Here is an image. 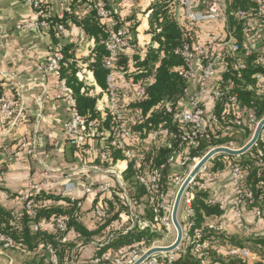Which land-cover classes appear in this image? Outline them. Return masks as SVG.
Returning <instances> with one entry per match:
<instances>
[{
  "label": "built area",
  "instance_id": "2783aa9c",
  "mask_svg": "<svg viewBox=\"0 0 264 264\" xmlns=\"http://www.w3.org/2000/svg\"><path fill=\"white\" fill-rule=\"evenodd\" d=\"M25 1L32 7L36 18L26 27L34 30L39 27L48 28V15L46 20H39L41 1ZM55 1L57 0H48L49 3ZM87 1L93 4L95 15L107 36L104 41L106 57L101 63L106 71L104 87L96 83L90 62L78 63L75 72L76 79L82 84L80 93L88 91L94 98V117L81 115L77 111L72 90L67 86L65 79L58 78V88L65 100L67 114V120L61 126L64 143L80 153L92 149L95 158L104 166L102 172L107 176V180L103 182L88 183L84 187V197L90 201V220L94 230H98L97 235L93 236L87 245L92 247L94 252L106 248L131 232L148 231L154 236L150 242L142 239L115 248L108 247L100 255L93 254L89 264H172L180 253L187 251L201 264H210L212 248L230 258L255 262L257 256L246 248L232 244L212 247L208 240L201 239L203 230L194 228V194L196 190H207V186L215 182L208 162L199 169L182 193V217L180 221L178 219L182 229L180 245L169 252L146 254L156 248L173 244L174 240H168L165 244L162 242L167 239L171 230L175 231L171 222L174 198L200 159L216 148L241 149L251 139L258 123L264 118H258L251 108L247 112L240 99V91H253L258 97L264 96V0H249L255 5L254 11H238L237 15L241 20H236V23L227 19L226 0H176L175 4L182 12L181 21L199 26L200 39L192 44L185 42L175 51L182 60V65L177 69V76L184 83L183 96L176 102L163 103L161 110H158L159 107H153L149 112H144L136 105L146 98L154 78L148 77L142 82L132 84V75L138 62L136 57L143 59L150 45L149 42L140 45L137 39L134 40L133 32L146 35L150 41L152 32L149 20H131L130 23H125L117 19V11L109 6L106 0ZM156 1L144 0L148 13ZM60 18L62 16L58 17ZM57 31L63 32V26L58 25ZM62 49V45L51 48L43 68L45 72L59 76L61 68L66 66ZM124 58H127L125 66L122 64ZM252 58L250 66L259 69L251 76L253 82L247 84L242 79L240 83L235 84L233 77L245 71V61ZM250 104L252 106L253 102ZM158 112H162L163 117L168 116L176 130L160 121H149L150 114ZM220 115L222 118L226 115L224 122L221 121ZM20 118L17 100L11 96L0 95L2 126L12 128ZM238 130L250 131L249 138L242 144L230 140L224 145L208 148L204 155L194 154L200 141L210 131L221 132L222 136H226L227 132ZM90 141H93L95 146L89 149L87 145ZM258 143L264 150V125L252 147ZM153 147H161L165 151L164 159L169 178L164 189L160 184L162 170L149 167L146 162L145 153ZM113 153H118L120 158L115 160L111 155ZM20 156L21 152L17 149L4 154L7 163L16 161ZM258 157L257 166H264V154L261 151ZM227 166L232 200L228 207L212 198L210 203L217 205L222 212L227 211L233 221L242 227L243 232L249 234L244 212L249 209L254 220L264 222L260 205L264 196L262 193L256 195L247 187L246 174L240 163L229 160ZM128 172L131 178L125 179ZM137 188L142 189L144 193L140 199L130 197V193L134 194ZM76 189L75 183H65L63 196L71 203L76 202L80 212L82 200L74 196ZM42 192L44 191L41 184L36 183H29L23 189L19 197L21 208L11 213L13 221L10 225L17 227V219L24 215L32 220L29 225L32 233L52 232L61 244L72 241L77 243L76 248H81V234L69 226L68 215L50 220H34L37 216L35 197ZM109 202L116 212L114 218L110 213ZM145 210L151 212V218L144 215ZM206 227L208 230L223 231V227L216 222H210ZM158 237L161 238L160 241ZM0 249L5 252L14 251V240L10 235L0 232ZM36 251L43 252L49 264H58L52 244L39 243ZM74 251L72 250L70 258L65 260V264H76ZM144 255L145 258L140 260Z\"/></svg>",
  "mask_w": 264,
  "mask_h": 264
},
{
  "label": "trees",
  "instance_id": "16d2710c",
  "mask_svg": "<svg viewBox=\"0 0 264 264\" xmlns=\"http://www.w3.org/2000/svg\"><path fill=\"white\" fill-rule=\"evenodd\" d=\"M138 1V0H137ZM176 0H157L150 7L149 24L152 32L150 38V45L147 48L146 55L143 59H137V67L133 72V83H139L148 77L154 78V83L149 88L146 98L139 102L136 106L140 107L144 112H149L153 107H159L165 102H176L183 96L184 83L177 76V69L182 65V60L175 54V51L183 43H195L200 39V28L195 24H185L182 17V12L175 4ZM86 6L88 12L83 16L79 17L74 11L80 6ZM255 5L250 3L249 0H226V16L230 22H235L239 19L237 13L240 10L247 11V13L253 12ZM50 32L53 33L54 37L60 33L57 31V26L62 25L63 29H68L69 25L79 28L86 39L92 41V52L90 60V68L93 71L96 83L100 87H104V80L106 71L102 68L101 63L106 57V51L104 49V41L106 40V33L102 27V24L95 15L93 4L87 0H70V7L67 12L60 19H50ZM241 39V36L238 38ZM135 44V42H132ZM66 66L61 68L59 72V78L65 79L67 86L72 90L73 97L76 102V109L81 115L95 116L93 112L94 98L87 92L80 93L82 84L78 82L75 77L77 70V64L75 59L74 46L72 44L66 45L62 49ZM124 58L122 62L125 66ZM253 60L248 59L245 61L246 69L238 76H234L233 79L235 84L240 83V80L246 81L247 84L252 83L251 76L253 73L258 71V68L250 66V62ZM257 60V58H255ZM141 72V73H138ZM228 77V76H226ZM239 79V80H238ZM240 99L243 105L246 107L245 110L249 111V108L257 115L258 118L264 116V96L258 97L253 91H240ZM251 102L253 105L251 106ZM162 112L157 114H150L149 121L154 123H163L173 129L168 116H162ZM226 115H220L221 121H225ZM159 118H163L162 120ZM213 129L216 130V127ZM176 130V129H175ZM221 132L210 131L208 135L200 141L194 154L204 155L208 148L214 146L224 145L230 140L236 141L238 144H242L250 136L249 130L233 131L231 133L222 136ZM224 134V133H223ZM216 136V137H215ZM219 136V137H218ZM140 138V137H139ZM261 151L264 154V150L258 143L257 146L252 147L245 154L236 157L219 154L214 156L208 162L209 170L215 176L226 173L228 171V161H235L240 163V166L246 174L247 187L256 195L261 194L264 196V166L258 165V153ZM116 160L120 158L118 153L111 154ZM146 162L149 167L160 168L162 170L160 184L164 189L168 182L169 170L165 164V151L161 147L150 148L145 153ZM103 165V164H102ZM126 178H131V174L126 173ZM144 196L142 189L137 188L136 192L130 193V197L140 199ZM37 206V220H50L51 218L58 217L61 215H68L70 217L69 226L74 227L81 234V243L87 245L89 240L97 235L98 230H88L84 228L78 222L79 210L77 209L76 202L71 203L68 198L60 195H52L49 193L42 192L35 197ZM211 196L208 190H196L193 200L194 215L192 221L194 228L202 229V240H208L212 247L223 246L225 244H232L237 247H244L249 252L257 256V260L253 263L248 261H242L236 258L227 257L222 252H218L215 248L210 251V264H264V235L254 236L253 239H246L245 241L239 240L236 236L226 234L224 231L208 230L206 225L210 222H216L223 212L217 205L211 204ZM63 202V206L57 205L56 203ZM261 209L263 210L264 218V197L260 203ZM110 213L114 218L116 212L113 210V205L109 202ZM13 211H6L0 207V232L10 235L14 240V251L21 253L22 255L30 256L36 251V246L39 243H50L56 251L58 264H65V260L70 258L72 250L74 251V260L76 264H89V260L93 254L100 255L106 251L108 247H118L130 242H138L142 239L146 242L152 241L153 237L148 231L131 232L126 237L119 238L112 242L106 248L98 251L85 253L79 251L76 248V244L70 241L67 244H61L57 236L52 232L44 231L38 233H32L30 231L31 219L22 215L17 219V227L11 226L10 223L13 221L11 215ZM144 215L147 218H151L152 214L149 210H145ZM252 242V248L248 249ZM88 246V245H87ZM252 249V250H251ZM39 255V254H38ZM36 260L34 258L30 264H44L46 261L45 256ZM44 257V258H43ZM36 261V262H33ZM46 264L47 263L46 261ZM172 264H201L199 260L194 258L189 251L180 253L176 260Z\"/></svg>",
  "mask_w": 264,
  "mask_h": 264
},
{
  "label": "crops",
  "instance_id": "0c3cea01",
  "mask_svg": "<svg viewBox=\"0 0 264 264\" xmlns=\"http://www.w3.org/2000/svg\"><path fill=\"white\" fill-rule=\"evenodd\" d=\"M40 1L39 20H46L47 15L48 20L58 19L70 7V0L52 3ZM106 1L117 11L118 20L125 23L149 20L150 13L145 9L144 0ZM87 12L84 5L74 11L79 17ZM35 19L32 7L25 0H0V95L16 99L21 116L12 128L0 123V207L6 211L20 210L19 197L29 183L41 184L45 193L64 197L65 183L73 182L77 186L74 196L82 200L78 222L92 231L90 201L84 197V187L88 183L107 180L101 170L104 166L90 149L95 146L93 141L88 142L87 148L90 150L84 153L64 143L61 126L67 120V114L65 100L58 88L59 76L43 70L55 45L64 47L72 44L76 64L89 63L92 41L86 39L79 28L70 25L57 37L50 32L51 26L37 30L27 28L26 25ZM133 37L140 45L151 41L146 35L134 32ZM14 149L19 150L21 156L7 163L4 154ZM207 190L212 199L229 206L233 194L227 172L215 176V182L208 185ZM56 204L63 206L64 203ZM244 220L249 234L243 232L227 211L216 223L223 227L226 234L236 236L241 241L264 235V222L254 220L249 209L244 212ZM89 250L93 252L92 247L87 245L79 248L85 253H90ZM15 253L21 254L0 249V264H19ZM39 253L35 251L28 259L33 260ZM26 256L21 254V259L24 260Z\"/></svg>",
  "mask_w": 264,
  "mask_h": 264
},
{
  "label": "water",
  "instance_id": "95a60500",
  "mask_svg": "<svg viewBox=\"0 0 264 264\" xmlns=\"http://www.w3.org/2000/svg\"><path fill=\"white\" fill-rule=\"evenodd\" d=\"M263 125H264V118L262 120H260V122L258 123V125H257V127H256V129H255V131H254V133H253V135L251 137V139L241 149H239V150H230V149H227V148H216V149L211 150L208 153H206L200 159V161L190 171V173L188 174V177L184 180V182L182 183V185L178 189V191L176 193V196L174 198L173 208H172V212H171V222H172V225L174 227L176 236H175V240H174L173 244L168 246V247L156 248L154 250H151L146 255H148L150 253H155V252H169V251H172V250L176 249L180 245L181 240H182V229H181V226H180L179 221H178L177 213H178V209H179L180 199H181L182 193H183L184 189L186 188L187 184L189 183V181L197 174L199 169L204 164H206L210 159H212L214 156L219 155V154H225V155H228V156H231V157H235V156L243 155L248 150H250V148L257 141L259 133H260L261 128H262ZM146 255H144L140 260L144 259Z\"/></svg>",
  "mask_w": 264,
  "mask_h": 264
},
{
  "label": "rangeland",
  "instance_id": "374dc122",
  "mask_svg": "<svg viewBox=\"0 0 264 264\" xmlns=\"http://www.w3.org/2000/svg\"><path fill=\"white\" fill-rule=\"evenodd\" d=\"M143 204H145L144 203V201H143ZM182 207H183V205H182V203H180V205H179V209H178V213H177V217H178V219H179V221H180V218H181V216H182ZM111 216H112V214H111ZM175 231H173V230H171L170 232H169V234H168V237H167V239H164L163 240V244H165L166 242H168V240L169 241H173V240H175ZM159 241H160V237H158L157 238ZM246 242V241H245ZM248 249H250V248H252V242H251V244L249 245V247H247ZM252 250V249H251ZM263 254H264V252H263ZM15 256H16V258H17V262L19 263V264H30V262L32 261L31 259H28V258H30V256L29 257H24V260L23 259H21V254H17V253H15L14 254ZM44 254H43V252H40L39 253V255H38V258L36 259V260H38V259H40V258H42L41 256H43ZM23 257V256H22ZM44 258V257H43ZM33 262H36V261H33ZM74 262H75V260H74ZM48 263V262H47ZM44 264H46V261H45V263Z\"/></svg>",
  "mask_w": 264,
  "mask_h": 264
}]
</instances>
